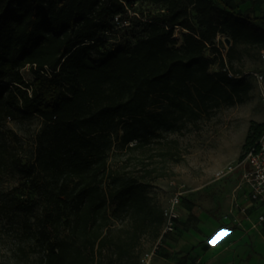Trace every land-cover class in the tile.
Returning a JSON list of instances; mask_svg holds the SVG:
<instances>
[{
  "label": "trees",
  "instance_id": "16d2710c",
  "mask_svg": "<svg viewBox=\"0 0 264 264\" xmlns=\"http://www.w3.org/2000/svg\"><path fill=\"white\" fill-rule=\"evenodd\" d=\"M144 4L153 10L146 18ZM241 6L236 0H0V121L22 114L61 128L38 162L55 192L54 209L62 210L54 223L67 234L46 241L41 264H97L107 249L130 260L142 236L159 239L163 209L148 182L174 174L164 166L143 176L108 171L112 137L122 126L128 150L146 154L150 140L129 146V135L148 121L166 122L148 114L151 104L165 103L175 121L195 122L250 100L252 85L233 73L227 57L237 45L264 50V13L253 17ZM129 11L142 16L133 43L110 44L114 18ZM179 28L187 32L180 47ZM219 37L231 42L227 55ZM208 50L221 56L215 74ZM263 133L264 124H251L239 160ZM157 152L161 162L183 160L177 140ZM118 220L129 224L119 229L112 225Z\"/></svg>",
  "mask_w": 264,
  "mask_h": 264
},
{
  "label": "rangeland",
  "instance_id": "374dc122",
  "mask_svg": "<svg viewBox=\"0 0 264 264\" xmlns=\"http://www.w3.org/2000/svg\"><path fill=\"white\" fill-rule=\"evenodd\" d=\"M250 7L247 5L243 9ZM251 10L253 17L261 16L264 5L253 6ZM141 11L146 13V18L153 10L144 4ZM141 18L139 13L129 11L119 24L113 25L114 32L106 36L109 43H133L131 37ZM186 33L180 28L176 29L174 38L179 37L178 47L183 45L182 36ZM216 43L221 49L220 53L227 55L231 46L227 38L219 37ZM206 57L213 63L210 73H217L220 70V54L208 50ZM227 61L233 73L241 72L252 85L251 98L246 103L223 106L195 122L175 121L165 103L151 104L148 114L162 115L166 117V122L159 125L148 121L147 125L135 127L129 135L133 140L129 146L140 139L150 140L146 154L128 150L122 140V126H119V136L112 137V148L107 153L108 171L122 176H143L147 170L155 167H168L173 176L148 182L149 195L162 209L170 204L177 192L183 193L177 232L166 237L152 264H185L184 258L175 255H179V252L172 243L178 240L177 237L186 234L194 245L200 239V228L204 222L221 221L236 202L245 204L241 171L222 179L218 174L238 163L251 124H264L261 87L254 78L256 73L264 74V62L258 48L245 45L235 46ZM24 73L30 81L32 77L29 71ZM60 130L59 126L46 125L38 116L17 114L14 120L8 118L0 121V264H41L46 241L56 242L67 234L63 227L59 228L54 223V216L62 213V210L55 211L50 198L55 192L49 184L50 178L38 162V158L52 148V139ZM171 140L179 142L183 160L161 162L160 158L155 157L157 151L161 144ZM111 187V179L106 175L104 188L109 191ZM114 209L111 205L110 215ZM128 224V220L112 223L119 229ZM237 228L253 238L254 249L262 256L264 264V239L255 232L247 233L241 226ZM207 240L205 243L210 247L217 238L212 234ZM156 242L154 235L147 233L140 239L132 259H118L116 252L107 249L97 264H133L136 261L134 257L140 259L142 254L153 250ZM252 264L258 263L254 260Z\"/></svg>",
  "mask_w": 264,
  "mask_h": 264
},
{
  "label": "built area",
  "instance_id": "2783aa9c",
  "mask_svg": "<svg viewBox=\"0 0 264 264\" xmlns=\"http://www.w3.org/2000/svg\"><path fill=\"white\" fill-rule=\"evenodd\" d=\"M123 16H116L114 24H119ZM261 57L264 62V50L261 51ZM254 78L261 87V98L264 104V74L256 73ZM238 171H241L242 174L241 187L245 188V204L236 202L223 219L230 220L243 228L247 224L248 231H254L264 239V133L256 145L247 152L243 160H239L234 166H228L226 171L218 174V177L222 179ZM182 201L183 193L177 192L170 204L163 208L161 235L153 250L142 254L139 264H152L166 237L177 232V225L181 219L179 208Z\"/></svg>",
  "mask_w": 264,
  "mask_h": 264
},
{
  "label": "crops",
  "instance_id": "0c3cea01",
  "mask_svg": "<svg viewBox=\"0 0 264 264\" xmlns=\"http://www.w3.org/2000/svg\"><path fill=\"white\" fill-rule=\"evenodd\" d=\"M242 2L241 9L245 6L264 5V0H236ZM238 225L232 221H206L203 223L200 239L195 241L194 245L190 243L187 235L177 237L173 246L179 252L175 254L178 258H184L185 264H252L253 261L263 264V258L254 249V241L250 236L245 235L239 230ZM247 233L255 234L254 231H248L247 224L242 227ZM216 236L214 245L207 246L206 241L209 235ZM258 234V233H257ZM262 238V237H261ZM263 239V238H262ZM194 242V241H193Z\"/></svg>",
  "mask_w": 264,
  "mask_h": 264
},
{
  "label": "water",
  "instance_id": "95a60500",
  "mask_svg": "<svg viewBox=\"0 0 264 264\" xmlns=\"http://www.w3.org/2000/svg\"><path fill=\"white\" fill-rule=\"evenodd\" d=\"M227 43H228V44H230V43H231L229 39H227Z\"/></svg>",
  "mask_w": 264,
  "mask_h": 264
},
{
  "label": "bare ground",
  "instance_id": "6f19581e",
  "mask_svg": "<svg viewBox=\"0 0 264 264\" xmlns=\"http://www.w3.org/2000/svg\"><path fill=\"white\" fill-rule=\"evenodd\" d=\"M177 39H179V37L177 36Z\"/></svg>",
  "mask_w": 264,
  "mask_h": 264
}]
</instances>
